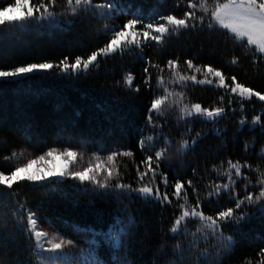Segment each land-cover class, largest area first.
<instances>
[{"label": "trees", "instance_id": "16d2710c", "mask_svg": "<svg viewBox=\"0 0 264 264\" xmlns=\"http://www.w3.org/2000/svg\"><path fill=\"white\" fill-rule=\"evenodd\" d=\"M14 1L0 0V9ZM39 2L30 0L28 6ZM116 2L125 11L114 12L112 17L100 18L95 9H81L73 14L66 0H56V5L50 8L54 12L52 17L41 19L39 13L34 12L33 18L0 24V70L11 71L13 67H27L28 64L53 65L18 78L0 79V171L9 174V170H15L21 160L18 153L21 147L35 154L65 146L107 155L131 152V156L116 157L119 177L114 176L110 184L141 186L137 166L140 171L145 170L141 161L149 153L147 149L141 150L139 140L160 131L152 130L148 115L153 89L162 93L156 88L158 69L149 67L151 88L144 83L146 59L165 68L162 75L166 79L167 61L177 58L181 74H195L197 79H203V74L187 69L185 61L191 59L195 66L208 65L221 71L226 83H231L230 78L235 76L236 82L264 95V54L254 53V49L237 42L231 33L218 26L209 30L207 20L195 29H180L177 35L170 32L163 44L158 45L151 39L144 41L141 35L140 49L132 45L123 52L98 56L96 65L86 71H63L61 61H65V57V62L71 65L77 56L87 59L93 51L108 43L112 33L105 34V25L116 26L119 30L135 15L142 16L147 23L149 18H158L161 14L184 18V12L191 11L187 0ZM93 3H103V0H93ZM211 7L213 5L209 4ZM203 14L196 9L197 16ZM136 29L147 30L143 24H138ZM233 58H238L236 64L231 62ZM129 74L134 78L131 86L124 79ZM168 88L186 92L184 102L189 105L199 103L210 109H225L215 122L205 117L179 121L178 108H166L163 116L153 113L154 122L163 126L171 142L157 170L167 176V188L159 174L156 183L161 192H168L172 204L147 201L136 193L117 197L112 191L97 188L91 181L81 183L70 175L37 182L22 180L11 189L0 185V200L3 201L0 206V264H36L37 261L34 238L21 230L18 217L12 214L16 203L31 209L54 231L85 251H93L104 264H247L249 261L259 264L260 249L264 248V214L258 210L259 204L245 202L240 209H235V201L230 199L231 190L213 197H208V193L215 184L227 182L224 173L228 160H232L251 165V169L242 168L248 179H239L234 186L238 197L246 194L244 185L249 181L251 186L247 191L259 194L261 185L257 181L264 178V158L260 157L264 149V131L252 121L260 115L261 124H264V101L255 96L242 98L215 83L200 85L189 81L186 88L177 85H168ZM241 120L248 122L243 128H240ZM216 130H220L218 134ZM197 133L201 134L198 143L189 150L178 151L182 139H190ZM162 146L163 139L155 144L156 150ZM13 152L16 156L5 160ZM150 179L151 174L144 182ZM177 179L192 181L196 193L185 183L189 201L195 205L199 196L206 215L215 217L217 212L233 208L236 215L243 213L252 217L239 225L221 223L224 236H231L235 241L230 250L218 247V238L204 240L199 234L193 237L194 223H190L187 235L180 233L173 238L169 229L174 216L180 212L177 204L182 202L172 196V185ZM8 193L14 195L9 197ZM128 217H134L135 224L128 229V235L122 237V247L116 249L107 233L109 230L119 232L127 224ZM23 225L27 227L26 219ZM93 240L95 244L90 243ZM177 244L179 251L175 249Z\"/></svg>", "mask_w": 264, "mask_h": 264}, {"label": "snow or ice", "instance_id": "6c2138e0", "mask_svg": "<svg viewBox=\"0 0 264 264\" xmlns=\"http://www.w3.org/2000/svg\"><path fill=\"white\" fill-rule=\"evenodd\" d=\"M29 4L30 0H15L14 3L8 4L6 7L0 9V24H4L5 22H19L33 18L34 12L39 13V18L41 19L54 16V12L50 10V8L56 5V0H47V3H45V0H40L38 4L32 6H28ZM209 4H212L213 7L209 8ZM26 6V12L20 11L19 15L15 14L18 10L25 9ZM66 6L73 14H77L81 9L84 11L95 9L100 18H103L105 15L112 17L114 12L122 13L125 11L123 7L117 4L116 0H103V3H93V0H66ZM187 7L188 9H191V11H185L184 18H177L176 15L172 14H161L158 18H149V21L144 23L142 16L135 15L133 18L129 19L126 24L120 26L119 30H117L116 26L110 28L105 25V34L108 32L112 33L108 43L97 51H93L87 59H82L77 56L75 58V63L71 65L65 62L67 60V57H65V61H61V64L63 65L62 70L65 72L69 71V69L72 71H86L90 66L96 65L98 56H107L116 53L117 51L123 52L132 45H135L136 48L140 49L142 43L140 40L141 35L143 36L144 41L151 39L160 45L163 44L165 36L170 32L173 35H177L180 29H188L189 27L195 29L198 25L202 26L205 20L208 21L207 28L209 30L218 26L220 29L227 30L231 33L232 38L237 42L244 44L250 50L254 49V53L264 54V0H187ZM197 8H199L204 14L197 16ZM138 24H143V28L147 30H137L136 26ZM237 60L238 58H233L231 62L236 64ZM145 64L146 66L143 69V72L145 73V85L151 88L152 73L149 72V67L156 68L158 69L156 88L161 89L162 93H157L156 89H153L154 98L151 100L148 115V124L151 125L152 130L155 131L156 129H160V131L155 136L142 137L139 140L141 150L144 151L147 149L149 153L146 154L145 159L141 161L145 170L140 171V166H137V174L141 186L133 188L130 184L120 182H117L114 186L110 184V181L114 176L119 177V171L116 170L115 167L116 157L118 155L131 156V152H112L108 155L106 160L112 165V169L110 170L106 169L102 162L97 163L95 167L89 163L88 167L81 171L69 172L66 167L59 173H53V175H59L61 177L70 175L81 183L91 181L97 188L112 191L117 197L120 195L136 193L144 200L157 201L162 204L167 202L171 205L172 200L169 198L168 192H161L159 184L156 183V176L159 174L162 177L161 182L165 185V188H167V176L163 173H158L157 170L160 167V161L168 154L171 142L164 134L163 126L154 122L153 113L157 116H163L166 108H178L180 113L178 117L179 121L186 122L187 119L191 117H195L196 119L205 117L207 120L215 122L217 118L223 116L225 109L223 107L210 109L208 107H202L199 103H191V105H189V103L184 102L187 98L186 92L182 90L176 91L175 89L170 91L168 85H177L181 88H186L189 81L193 84L200 85H212L215 83L217 87L227 89L230 93H238L242 98L251 99L255 96L258 97L259 100L264 101V95L260 92H254L252 88L236 82L235 76L230 78L231 83H226V77L221 71L208 65H205L204 68L195 66L191 59L185 61L187 69L194 70V73L203 74V79H197L195 74H181L178 58L169 59L167 61V79L162 75L165 72V68H161L158 64H154L150 59H146ZM52 67L53 65L48 63L28 64L27 67H13L11 71L0 70V79L18 78L24 74L31 73L36 69H50ZM209 76L218 79L214 80L209 78ZM124 79L125 82L131 86L134 78L129 74ZM136 91H139L138 87L136 88ZM220 99L222 101L223 97ZM229 103H231V101H229ZM247 123V120H241L239 122L240 128H243ZM252 123L254 126L260 125L262 131H264V124H261L260 115L255 116ZM187 131L191 132V128H188ZM216 131L218 134L220 130ZM200 137L201 134L197 133L195 137L182 139L178 151L183 152L189 150L192 145L198 143ZM161 139H163V146L159 150H156L155 144ZM245 147L247 149V145ZM55 151V149H51L45 155L51 157ZM22 154L23 153H21V155ZM61 155H64L70 163H76L77 153L65 149ZM15 156L16 153L13 152L12 156H6L5 160H11ZM260 157L264 158V149H262ZM44 159L45 156H38L36 159H29L27 163L15 167L14 171L9 170V174L0 171V185H4L7 189H11L13 184L22 180L37 182L47 179V176L41 174L39 170L35 172L30 171L33 164H36L38 161H43ZM94 159L99 161L101 158L95 156ZM227 164L228 169L224 173V175L227 176V182L215 184L212 190L209 191L208 197L219 196L221 191L228 193L231 190L232 194L230 199L235 201V209H240L245 202L248 204H259L258 210L264 214V203H260L261 200H264V178L258 179L257 181V183L261 185L258 195L247 191L251 186V181H249L248 184L244 185L246 194L243 198H239L238 194L235 192L234 186L237 183V180L248 179L242 172V168L251 169V165L247 164V162L241 165L239 161L233 162L232 160H228ZM153 165H155V167H153ZM213 167L215 168V166ZM102 169L107 172V176L104 177L103 181H100L97 180V176ZM233 170L235 178H233ZM150 174V182L145 183V177H148ZM262 176H264V174H262ZM185 183L188 187L192 188L193 193L197 192V189L192 185L191 180L182 182L180 179H177L172 185L174 188L172 196L175 197L177 201H182L177 204L180 212L179 215L174 216L173 224L169 229L173 238H176L180 233L187 235L190 231V223H194L195 232L191 233L193 237H196L197 234H199L204 240L218 238L219 243L217 246L230 250L234 246L235 241L231 236H224L221 229V223L232 222L239 225L241 223L249 222L252 217L243 213L236 215L235 209L233 208L219 211L215 217L206 215L201 208L199 196L196 198L195 205L190 203ZM83 191H87V189H83ZM13 195V193H8L9 197H12ZM2 205L3 201L0 200V206ZM12 214L13 216L18 217L17 223L20 225L21 230L27 232L29 237L34 238L35 240V255L37 257L36 264H40L39 258L42 253L45 252L56 254L55 258L60 260L62 264H72L70 254L64 253L63 249L66 244L72 245L74 243L73 241H65L63 238H59V242H56L58 238L55 235L49 238V233L40 230L39 228L38 221L40 218L37 217L31 209H26L19 203L15 204ZM25 219L27 227H24L23 225ZM121 223H123V221H121ZM134 224L135 218L128 217L127 224L124 227H121L119 232L109 230L107 238L114 248L119 249L122 247V237L128 235V229L134 226ZM45 243H47L49 247L46 248ZM90 243L95 244V240ZM175 249L176 251H179L180 245L177 244ZM259 255L262 257L259 264H264V248L260 249ZM45 259L48 258L45 257ZM81 264H104V262L101 261L93 251L89 250L87 255L83 257ZM247 264H252V262L249 261Z\"/></svg>", "mask_w": 264, "mask_h": 264}, {"label": "rangeland", "instance_id": "374dc122", "mask_svg": "<svg viewBox=\"0 0 264 264\" xmlns=\"http://www.w3.org/2000/svg\"><path fill=\"white\" fill-rule=\"evenodd\" d=\"M15 2V1H14ZM20 11H27V6L23 10H18L15 14L19 15ZM51 149H55L53 156L48 157L45 154L50 151ZM65 149L77 153L76 157V163H73L72 167H70V163L64 155H61L65 151ZM18 153L21 155V160L18 162L17 166H21L24 163H27L29 159H36L38 156H45V159L43 161H38L36 164H33L30 171L35 172L37 170L40 171L41 174L48 177L53 176H59V175H53V173H59L60 171L64 170L67 167V170L69 172H75V171H81L84 168L88 167L89 163L95 167L97 163H103L104 167L106 169H112V165L109 164L106 160V157L110 154H100L98 152H84L81 149H75L72 147H51L46 149L44 152L40 154H35L33 152L27 151L26 148L21 147L18 150ZM95 156H99L101 159L98 161L94 159ZM107 176V172L103 169L100 171V174L97 176V180L103 181L104 177ZM40 230L46 231L49 233V238L51 236L55 235L57 236V241L59 242V238H63L65 241H72L67 237H64L60 234H58L56 231H54L50 226H48L46 223H44L41 219L38 221ZM45 247H49L47 243H45ZM64 253L70 254V259L72 260V264H81V261L83 260V257L87 255V251L81 248L80 245L77 243H73L72 245H65L63 249ZM56 254L54 253H42V257L40 259V264H62L60 260H57L55 258ZM47 257L48 259H45Z\"/></svg>", "mask_w": 264, "mask_h": 264}]
</instances>
